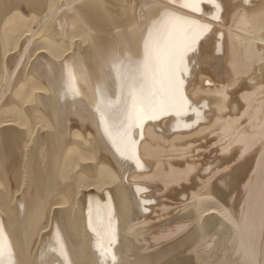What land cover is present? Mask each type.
<instances>
[{
	"label": "bare ground",
	"instance_id": "bare-ground-1",
	"mask_svg": "<svg viewBox=\"0 0 264 264\" xmlns=\"http://www.w3.org/2000/svg\"><path fill=\"white\" fill-rule=\"evenodd\" d=\"M0 264H264V0H0Z\"/></svg>",
	"mask_w": 264,
	"mask_h": 264
},
{
	"label": "rangeland",
	"instance_id": "rangeland-1",
	"mask_svg": "<svg viewBox=\"0 0 264 264\" xmlns=\"http://www.w3.org/2000/svg\"><path fill=\"white\" fill-rule=\"evenodd\" d=\"M208 138L210 139V138H212V136H209ZM208 138H207V140H208ZM199 142H200V143H199ZM199 142H197L196 145L204 144V143H206V140H205V139H202V141H199ZM164 201H166V200H164ZM166 218H167V217H166ZM161 220H163V219H161Z\"/></svg>",
	"mask_w": 264,
	"mask_h": 264
}]
</instances>
